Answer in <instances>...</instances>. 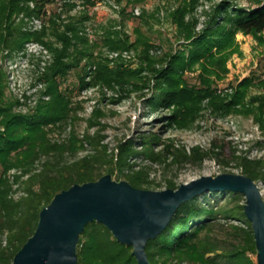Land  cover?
Here are the masks:
<instances>
[{
    "label": "trees",
    "instance_id": "1",
    "mask_svg": "<svg viewBox=\"0 0 264 264\" xmlns=\"http://www.w3.org/2000/svg\"><path fill=\"white\" fill-rule=\"evenodd\" d=\"M31 2L35 4L34 9L26 6ZM49 3L51 0H0V47L12 53L20 49L24 42L35 39L46 44L54 54V61L44 74L49 100L41 103L31 114L13 112L14 106L5 98V86L0 76V126L5 129V132H0V262L4 264H13L16 254L35 233L40 212L56 194L75 184L98 180L103 176L100 170L104 166L108 167L107 172L112 175L119 169L118 180L125 178L137 188L150 190L161 187L150 178V167L133 162L134 156L140 153L132 142L121 145L117 160L110 163L106 147L90 136L86 139L94 151L70 162L65 161V156H75L81 149V140L74 136L75 131L67 142L58 144L51 141L49 127L68 122L73 111L72 97L75 90L95 83L110 84V75L115 72L110 70L107 61L96 62L94 46L80 32L82 19L71 18L62 25L57 21L60 16L54 13L52 28L42 32L22 31L12 20L15 13L22 11L41 16ZM231 6L224 2L217 9L212 23L201 33L195 32L196 23L193 20L186 19L189 7L184 5L173 14L180 36L187 43V50L186 54L181 52L174 56L169 66L158 73L162 81L158 86L160 95L155 98L154 104L177 103L179 106L185 96L181 92L186 91L177 93L175 77L199 61L215 60L217 53L224 52L227 61L238 48L237 34H252L260 44H264V3L254 9ZM48 36L55 38L57 47L45 41ZM106 41L113 50L130 46L119 32L110 34ZM90 64H95L97 71L92 73L91 81H87V67ZM71 72L75 73L77 83L65 85ZM252 84V78L242 80L234 95L225 100L217 96L213 84L205 80L204 88L196 93L200 97L198 101L187 107L181 103L180 108L184 107L190 118H194L203 99L207 98L209 107L215 113L228 115L246 110L252 114L256 102L254 98L246 102L244 97ZM260 110L264 113V108ZM256 119L264 128V115L261 113ZM90 125H96L94 120L90 121ZM143 143L146 145V141ZM152 147L153 144L146 146L142 153L166 171L186 162L202 163L211 153H215V159L220 164L230 163L219 158L223 149L215 152L213 148L205 152L195 147L188 154L175 149L174 145H165L158 152ZM234 159H238L236 161L242 174L264 183V158ZM12 169L21 173L14 175V179L10 176L7 178L8 171ZM166 187L179 188L172 179L167 181ZM16 193L20 194L15 197ZM211 194L229 195L238 203L225 212L227 224L217 223L221 210L209 201L200 202V198H195L182 204L168 228L149 241L147 252L152 264H258L252 224L245 215V196L231 191H215ZM233 220L240 224H229ZM215 231L222 232L220 236H212ZM132 251V247L118 242L103 224L93 222L86 226L81 235L79 264H138Z\"/></svg>",
    "mask_w": 264,
    "mask_h": 264
},
{
    "label": "rangeland",
    "instance_id": "2",
    "mask_svg": "<svg viewBox=\"0 0 264 264\" xmlns=\"http://www.w3.org/2000/svg\"><path fill=\"white\" fill-rule=\"evenodd\" d=\"M224 2L231 4L230 8L254 9L264 0H51L41 16L25 11L15 13L12 17L15 25L27 32L50 30L54 13L60 16L57 21L62 25L71 18L82 19L80 32L94 46L96 62L107 61L110 70L115 72L110 75V84L95 83L76 89L68 122L49 127L53 143L67 142L73 131L74 136L81 140L79 152L75 156L66 155L65 161L70 162L94 151L87 136L106 147L110 163L117 160L121 145L132 142L140 153L134 156L133 162L150 167V178L161 185L150 190L161 191L168 189L167 181L171 179L180 187L203 176L242 174L238 159L234 158H264V128L256 119L261 113L264 115L260 110L264 108V44H260L252 34H237L238 48L227 61L224 52L217 53L215 60L199 61L175 77L177 93L186 91L181 92L185 94L181 99L184 107L198 101L200 97L196 93L204 88L205 80L213 84L217 96L226 100L234 95L242 80L252 78L253 84L244 96L246 102L253 98L256 102L252 114L246 110L228 115L215 113L207 98L203 99L194 118H190L184 107L180 108L181 103L179 106L177 103L154 104L160 95L158 86L162 81L158 73L169 66L174 56L181 52L186 54L187 50V43L180 36L173 14L184 5L189 7L186 19L193 20L195 32L201 33L212 23L217 9ZM26 6L34 9L35 4L31 2ZM118 32L130 44L128 48L113 50L108 47L107 37ZM45 41L58 46L53 36H48ZM53 61L51 49L39 40L30 39L12 53L0 47V76L5 86V98L13 104L14 113L31 114L41 103L49 100L44 74ZM96 71V65L90 64L86 80L91 81L92 73ZM76 83L75 73L71 72L65 85ZM91 120L96 125H90ZM0 132H5L1 126ZM150 143L155 152L161 151L165 145H174L175 149L188 154L195 147L205 152L213 148L215 152L223 149L219 158L230 163L220 164L215 153H211L202 163L186 162L166 171L142 153ZM107 168L102 167L100 173L109 174ZM119 173L117 169L112 175L114 179L126 180H118ZM17 174L20 172L12 169L8 171L7 178ZM258 183L264 197V183ZM211 193L195 198L216 205L222 213L217 223L227 224L225 212L238 203L229 195ZM229 224L240 223L233 220ZM220 232L215 231L212 236H220Z\"/></svg>",
    "mask_w": 264,
    "mask_h": 264
},
{
    "label": "water",
    "instance_id": "3",
    "mask_svg": "<svg viewBox=\"0 0 264 264\" xmlns=\"http://www.w3.org/2000/svg\"><path fill=\"white\" fill-rule=\"evenodd\" d=\"M231 191L246 198L258 264H264V197L258 182L245 174L203 176L177 190L156 191L117 181L112 174L75 184L56 194L41 212L33 236L13 264H79L78 246L86 226L103 224L121 244L132 247L138 264H152L147 245L171 224L180 206L206 192ZM0 264H4L0 262Z\"/></svg>",
    "mask_w": 264,
    "mask_h": 264
},
{
    "label": "built area",
    "instance_id": "4",
    "mask_svg": "<svg viewBox=\"0 0 264 264\" xmlns=\"http://www.w3.org/2000/svg\"><path fill=\"white\" fill-rule=\"evenodd\" d=\"M17 172H20L21 173V171H17ZM13 178V177H12ZM17 187V186H16ZM16 197V196H15Z\"/></svg>",
    "mask_w": 264,
    "mask_h": 264
}]
</instances>
